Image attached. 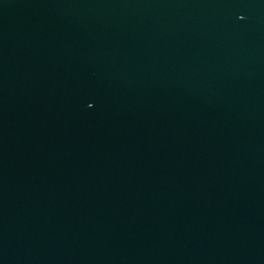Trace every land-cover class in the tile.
Returning a JSON list of instances; mask_svg holds the SVG:
<instances>
[{"label": "water", "instance_id": "obj_1", "mask_svg": "<svg viewBox=\"0 0 264 264\" xmlns=\"http://www.w3.org/2000/svg\"><path fill=\"white\" fill-rule=\"evenodd\" d=\"M0 264H264V0H0Z\"/></svg>", "mask_w": 264, "mask_h": 264}]
</instances>
